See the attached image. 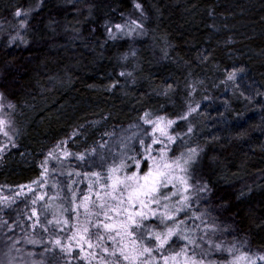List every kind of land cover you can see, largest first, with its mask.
<instances>
[{
    "label": "trees",
    "instance_id": "obj_1",
    "mask_svg": "<svg viewBox=\"0 0 264 264\" xmlns=\"http://www.w3.org/2000/svg\"><path fill=\"white\" fill-rule=\"evenodd\" d=\"M36 2L0 0V19L12 26L18 25L17 7L33 9L23 39L0 43V89L15 105L9 115L15 145L0 134L6 145L0 152V264H88L83 256L65 261L68 253L55 240L67 245L71 232L56 226L53 215L62 219L59 206L69 207L74 190L78 198L87 192L84 174L100 170L102 155L111 158L125 150L121 141L137 131L130 125L143 124L145 110L185 111L193 83L200 96L192 101L203 99L189 116L194 128L184 139L187 146L203 148L196 175L212 191L199 193L193 209L186 210L194 218L187 221L189 235L203 238L208 232L215 242L235 245L237 255L264 252V34L228 43L225 30L221 35L203 26L201 19L210 18L199 11L227 15L232 12L227 0H141L146 17L135 0H42L38 10ZM261 8L251 17L264 16V0ZM130 16L142 19L146 30L145 44L126 60L133 84L120 76L118 55L126 44L111 41L103 25ZM149 47L165 55L159 67L151 68ZM234 67L242 71L229 80ZM75 129L80 133L71 137ZM66 139L72 154L65 157L56 149L42 175L48 152ZM91 148L97 152L87 151L83 160L76 155ZM79 252L77 247L73 255ZM227 256L232 254L213 251L207 258L223 264Z\"/></svg>",
    "mask_w": 264,
    "mask_h": 264
},
{
    "label": "snow or ice",
    "instance_id": "obj_2",
    "mask_svg": "<svg viewBox=\"0 0 264 264\" xmlns=\"http://www.w3.org/2000/svg\"><path fill=\"white\" fill-rule=\"evenodd\" d=\"M39 3L42 0H39L37 7ZM135 8L147 16L141 0H135ZM32 11L31 7L15 9L14 15L21 27H27ZM113 27L121 30L123 35L137 31L140 35H146L142 19H133L131 16L128 21ZM113 27L107 28L111 38L116 35ZM16 36L23 39L19 31ZM129 54L135 55V51L126 53L124 59ZM239 71L242 69L232 68L227 72V79L235 80ZM120 75L124 76L126 72L122 70ZM117 83L119 81L113 82L112 87ZM171 88L172 85H165L166 90ZM191 88L194 93L195 83ZM166 90L161 94L166 95ZM3 97L4 93L0 92V99ZM8 107L14 108L15 105L9 103ZM199 107V103L189 101L187 109L175 115H155L151 109L145 110L140 117L143 124L130 125V128L137 131L121 141L125 150L119 156L111 158L102 155L98 165L100 170L84 174L89 177L87 192L82 194V198H78L74 190L69 207L65 209L63 205L59 206L62 219L57 220L53 215L56 226L65 233L71 232L66 237L67 245L60 237L55 240V244L68 253L65 261L77 260L83 256L88 264H92L93 259L98 264H219L217 260L207 257L215 249H225L232 257L230 261L225 260L224 264L264 262V252L252 254L241 250L237 255L234 254L235 245L226 246L215 242L208 232L203 233V238L189 235L193 229L187 221L194 218L189 217L186 210L193 209V205L200 199L199 193L210 194L212 188L207 180L197 178L196 175V166L203 148L198 144L187 146L184 139L193 131L194 125L189 121L187 131L184 132L179 130L177 122L188 121L189 116ZM3 108L4 105L0 104V109ZM11 123L10 119L0 116V133L9 137V143L15 145V140L6 127ZM79 133L80 129H75L71 137ZM177 141L180 142V150L174 152L173 146L177 145ZM66 145L67 139L48 152L45 162L41 164L44 169L42 175L47 173L45 164L53 157L56 149L65 157L72 154L66 150ZM5 150L6 145H0V152ZM87 151L96 153L97 149H86L76 155L83 160ZM92 177L95 179H91ZM193 195H196V200L191 199ZM35 204L36 200H33V205ZM32 210L39 216L35 207ZM65 212L71 214L65 215ZM195 218H201L200 214L196 213ZM36 223H39V219ZM47 223L51 224L52 220ZM205 227L214 225L206 224ZM174 238H182L185 243L177 244V239ZM77 247L80 252L73 255V250ZM205 248L207 252L204 251Z\"/></svg>",
    "mask_w": 264,
    "mask_h": 264
},
{
    "label": "rangeland",
    "instance_id": "obj_3",
    "mask_svg": "<svg viewBox=\"0 0 264 264\" xmlns=\"http://www.w3.org/2000/svg\"><path fill=\"white\" fill-rule=\"evenodd\" d=\"M224 0H216V3L222 2ZM230 3L228 4V6L230 5V7H227L228 10L232 11L229 12V14H219L218 15L213 12V10L208 9V8H204L201 9L199 11L200 14L205 15L208 13L210 21L205 20L204 18L201 19L202 25L203 26H208L210 27L214 33L216 34H221L222 35V31L225 30V32L228 33V37L227 39L224 38L225 42L228 43H232L235 42L237 39L240 38H246L249 39L251 37H257V36H261L262 34H264V16H262V14L260 15L259 18H252L250 13H252L253 11H262L263 9L261 8L262 6V0H227ZM38 3V2H36ZM40 7V4H39ZM39 7H36V10L39 9ZM225 7H223L224 9ZM253 14V13H252ZM112 22V21H111ZM114 25L115 24H120V23H115L113 22ZM110 21L108 20H104V27H113L110 26ZM26 27H21L19 24L18 25H10L8 22L3 21L0 19V43L2 42H16L18 40H20V37L16 36L17 31L20 32L21 36L24 34ZM113 31L116 33L114 38L110 39L111 41H116V42H120V43H125L126 46L125 48H122V54H119V61L121 63L120 65V73L121 71H125L126 75H124V77H126L127 79H129L130 75H131V70L128 69V64H127V59H124V56L126 53H130L131 50H134L135 52L137 50H139L143 44H145V40H146V36L145 35H140L139 32H135V33H131L129 35H123L121 30L115 29L113 27ZM109 35V33H108ZM225 35V34H224ZM13 37H15V39L13 40ZM223 37V36H222ZM149 50L151 51V55H150V59L151 60V68L154 67H159L164 61L163 57H165V55L162 54L161 50L155 48V47H149ZM160 53V55H159ZM251 55V54H250ZM133 56V55H131ZM253 56H258L257 54ZM121 76V75H120ZM123 78V76H121ZM125 80V79H124ZM121 81V84H126L125 81ZM129 83L133 84V80L129 79ZM200 90V89H199ZM198 87H196L195 92L193 93V91H191L189 94V98L192 99L196 96H200L198 94L197 91ZM220 90V89H219ZM0 92H3L0 89ZM4 93V92H3ZM202 99L198 101L197 99L195 101H192L194 103H199L202 102ZM11 103L10 99L8 98V96L4 93V97L2 99H0V104L4 105L3 109H0V116H4L6 119H10L9 115H10V111L12 110V108L8 107V104ZM155 111H153L154 113ZM155 115H163L164 113H159L158 111L154 113ZM176 113H174L175 115ZM193 115V113H192ZM191 115V116H192ZM197 121L199 126L204 125L202 122H200V117H197V115L193 116ZM192 121V119H190V117L188 118V121H178V123H182V127L185 129H182L181 124L179 126V130H182L184 132L187 131V125L188 122ZM191 122V124L193 125V123ZM196 123V122H195ZM12 125L13 122L10 125H7L6 127L8 128L9 132H10V136L12 137ZM194 128V127H193ZM3 134V133H0ZM177 143H179V141H177ZM0 145H3L2 143H0ZM209 228V227H207ZM207 228H205L207 230ZM214 252L216 253H220V254H226L227 251H225L224 249H215ZM228 257V256H227ZM226 260L230 261L231 257H228ZM243 263V262H241ZM224 264V263H223Z\"/></svg>",
    "mask_w": 264,
    "mask_h": 264
}]
</instances>
